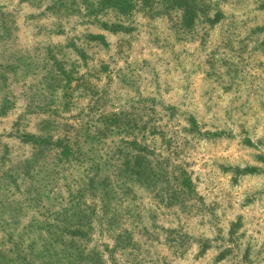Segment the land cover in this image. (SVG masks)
<instances>
[{
    "label": "rangeland",
    "instance_id": "rangeland-1",
    "mask_svg": "<svg viewBox=\"0 0 264 264\" xmlns=\"http://www.w3.org/2000/svg\"><path fill=\"white\" fill-rule=\"evenodd\" d=\"M0 264H264V0H0Z\"/></svg>",
    "mask_w": 264,
    "mask_h": 264
},
{
    "label": "trees",
    "instance_id": "trees-1",
    "mask_svg": "<svg viewBox=\"0 0 264 264\" xmlns=\"http://www.w3.org/2000/svg\"><path fill=\"white\" fill-rule=\"evenodd\" d=\"M62 149H64V147H61ZM63 151V150H62ZM40 189H41V187H40ZM40 189H38V190H40ZM62 233V232H61ZM55 240L56 239H53L52 241H51V243H52V245L53 246H48V249L50 250L52 247H54V244H55ZM64 251H62V253H63Z\"/></svg>",
    "mask_w": 264,
    "mask_h": 264
}]
</instances>
